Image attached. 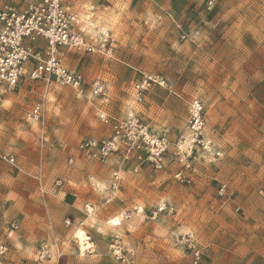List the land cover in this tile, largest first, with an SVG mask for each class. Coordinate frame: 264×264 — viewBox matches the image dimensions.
Returning a JSON list of instances; mask_svg holds the SVG:
<instances>
[{
	"label": "rangeland",
	"instance_id": "obj_1",
	"mask_svg": "<svg viewBox=\"0 0 264 264\" xmlns=\"http://www.w3.org/2000/svg\"><path fill=\"white\" fill-rule=\"evenodd\" d=\"M210 1L79 0L88 39L112 38L104 52L66 55L85 75L86 93L24 80L0 102V151L18 164H0V198L17 220L12 239L28 242L12 258L7 240L2 263L195 264L196 247L198 264H264V0H213L209 8ZM142 73L160 74L172 89L155 86L135 102ZM94 80L104 83L103 94L91 92ZM195 98L205 105L218 158L178 147ZM43 99L44 125L27 119ZM129 112L167 139L165 167L120 161L114 188V166L81 164L76 148L110 135L102 114ZM115 217L120 226L108 223ZM93 228L94 250L83 252L75 232ZM41 243L50 244L51 259H37Z\"/></svg>",
	"mask_w": 264,
	"mask_h": 264
},
{
	"label": "built area",
	"instance_id": "obj_2",
	"mask_svg": "<svg viewBox=\"0 0 264 264\" xmlns=\"http://www.w3.org/2000/svg\"><path fill=\"white\" fill-rule=\"evenodd\" d=\"M211 5L213 0L209 2V8ZM111 40L108 35L103 36L98 43L88 39L85 29L80 26L77 0H0V102L7 92L19 87L24 80L42 83L46 89L60 86L73 88L79 94L86 93L88 83L85 75L66 64V55L71 51L104 52ZM155 86L172 89V85L160 74L142 73V77L133 85L135 102H144L147 93ZM105 89L104 83L94 80L90 90L95 95H101ZM205 113L202 100L195 98L190 101L187 122L189 135L181 137L178 147L181 148L182 143L188 149L194 148L197 152L218 158L221 151L205 131ZM46 117L45 99L36 102L27 113L28 120L43 125ZM100 117L110 129V135L82 139L76 148L78 157L100 165L107 164L112 158L121 162L135 159L139 165L148 164L156 170L164 169L168 141L150 132L137 114L129 112L124 117L102 114ZM74 160L70 158L69 163H74ZM1 163L18 167L16 157L3 151H0ZM186 167L191 168L192 165L188 163ZM175 176L179 180L186 179L183 170L177 171ZM112 179L115 188L121 179L119 170L112 172ZM226 187V184H222L220 196L224 195ZM5 209V203L0 198V226L5 222ZM5 225L10 231L18 228L15 221ZM54 246L57 251L54 255L59 258L58 246ZM9 251V244L0 236V262ZM192 257L193 262L198 264L202 258L200 249L194 247ZM46 258L51 259L52 253L50 244L43 243L37 251V259L42 261Z\"/></svg>",
	"mask_w": 264,
	"mask_h": 264
},
{
	"label": "crops",
	"instance_id": "obj_3",
	"mask_svg": "<svg viewBox=\"0 0 264 264\" xmlns=\"http://www.w3.org/2000/svg\"><path fill=\"white\" fill-rule=\"evenodd\" d=\"M78 2V6L80 8V2L79 0H77ZM79 14H80V11H79ZM80 16V15H79ZM134 109V108H133ZM76 156V161L78 160L81 164L84 163L85 165L87 166H90V165H100L96 162H90V161H85L84 159L78 157L77 153L75 154ZM120 161L117 159V158H112L107 164L105 165H102V166H114V169L112 171H115L117 169H120L121 165ZM121 170V169H120ZM41 179V178H40ZM12 221H15L17 222V220L15 219V217H13L9 212H8V209L5 210V222L2 224V226H0V236L4 239V240H10V243L12 242L13 243V250L11 251V256L12 258H16V257H21L23 256V251H20V248H24L25 246H27L28 242L25 240L24 237L20 238V239H17V238H13L12 239V236L13 234L16 232V230H13V231H10L7 227V225H5L6 223L8 222H12ZM52 242H55L57 244L58 247H61V242L59 241V238L54 235L53 238H52ZM59 241V242H58ZM8 242V241H7ZM42 244V243H41ZM18 248V249H17ZM14 254V256H13ZM10 254L7 255V257L5 259H8ZM53 264H57L58 261L56 259H52L51 260ZM3 262V261H2ZM0 262V264H11V263H2ZM24 263V262H23Z\"/></svg>",
	"mask_w": 264,
	"mask_h": 264
},
{
	"label": "snow or ice",
	"instance_id": "obj_4",
	"mask_svg": "<svg viewBox=\"0 0 264 264\" xmlns=\"http://www.w3.org/2000/svg\"><path fill=\"white\" fill-rule=\"evenodd\" d=\"M99 188H100L101 191L104 190V189H103V185H100ZM133 211H137L138 213H142V212L145 211V209L142 208V207H138V208H134ZM163 211H164V210H162V214H163ZM88 212H92L91 207H89ZM108 223H109L110 225H113V226H120V225L122 224V220H121L120 217H115V218L110 219V220L108 221ZM76 235H77V237H80V238L86 243V250H87V251H92V250H94V249H93V245H92L91 243H87V241H88L89 239L96 238V230H95V228H93V230H92V232H91L90 234H86V233L83 232V231H78V232L76 233ZM113 239H114V238H113Z\"/></svg>",
	"mask_w": 264,
	"mask_h": 264
},
{
	"label": "bare ground",
	"instance_id": "obj_5",
	"mask_svg": "<svg viewBox=\"0 0 264 264\" xmlns=\"http://www.w3.org/2000/svg\"><path fill=\"white\" fill-rule=\"evenodd\" d=\"M78 231H83V232H85V231L82 230V229H78V230H76V232H75V237L77 238V240H78V242H79V244H80L81 250L84 252V251L86 250V243H85L80 237H77L76 233H77ZM85 233H86V232H85ZM87 243H91V244L93 245V243L90 241V239L87 241ZM93 246H94V245H93Z\"/></svg>",
	"mask_w": 264,
	"mask_h": 264
}]
</instances>
